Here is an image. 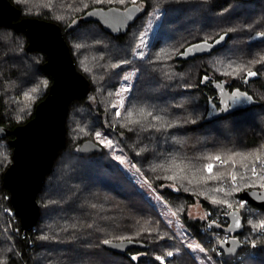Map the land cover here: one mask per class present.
Instances as JSON below:
<instances>
[{"label": "trees", "instance_id": "16d2710c", "mask_svg": "<svg viewBox=\"0 0 264 264\" xmlns=\"http://www.w3.org/2000/svg\"><path fill=\"white\" fill-rule=\"evenodd\" d=\"M11 2L19 8L20 18L37 17L61 26L77 68L91 81L92 90L90 96L70 105L66 143L38 193L40 213L33 229L22 228L10 190L4 185V173L13 161L10 140L14 136L0 137V261L201 264L189 247L191 241H197L204 248L203 257L215 260L212 264H264V228L254 235L250 215L241 210L243 229L229 230L230 210L221 213L227 197L216 194L214 188L230 176L191 184L187 179H168L174 175V171H168L173 162L187 166L183 175L192 179V173L203 170L205 164L217 163L209 157L255 153L260 161L251 157V163L244 162L247 168L240 166L237 157L235 168L230 162L214 168V173L232 171L238 176L234 196L240 197L246 189H264V0ZM133 3H142L147 10L125 33H110L97 21L82 22L67 30L76 18L93 8H126ZM150 24L146 55L137 56V46ZM224 35L225 43L210 54L177 58L192 43L214 42ZM28 43L25 31L0 25V114L1 123L9 129L34 116L37 104L47 96L53 82L43 66L47 55L41 50H27ZM238 66L257 75L246 83V71H233ZM128 70L136 71V75L117 116L113 105L119 88L129 80L125 77ZM214 80H225L229 89L247 91L258 104L213 118L210 105L219 107ZM169 124L172 126L167 127ZM96 133L122 146L124 154L180 218L187 229L184 237L175 234L108 148L103 146L101 152L87 154L79 151L87 139L100 143ZM253 163L257 176L251 172ZM203 174L208 175L206 171ZM251 206L264 219V209ZM194 207L202 215L194 216ZM121 236L143 241L147 248L117 253L103 246L105 240L119 241ZM230 237L238 239L240 245L231 257L221 247V242Z\"/></svg>", "mask_w": 264, "mask_h": 264}, {"label": "water", "instance_id": "95a60500", "mask_svg": "<svg viewBox=\"0 0 264 264\" xmlns=\"http://www.w3.org/2000/svg\"><path fill=\"white\" fill-rule=\"evenodd\" d=\"M145 13L146 7L139 3H133L126 8L96 7L76 18L67 30L77 28L82 22L97 21L110 33L119 34L127 32L129 27ZM0 25L25 31L29 39L27 50L43 51L47 55V61L43 66L53 76L47 96L37 104L34 116L28 122L9 129L1 123L0 114V137L14 136L10 140L14 149L13 161L4 173V185L10 190V199L16 216L20 218L22 228L30 230L36 226L40 213L38 193L46 174L53 167L59 151L66 143L70 105L76 99L90 96L92 84L77 68L69 44L58 23L37 17L20 18L19 8L11 0H0ZM217 40L207 41V44L204 43L205 40L192 43L178 54L177 58L192 59L210 54L225 43L226 36L224 35V39L219 43H216ZM249 78L247 76L246 83ZM212 85L219 97L218 108L210 105L209 114H212L213 118L246 109L251 104H258V101L247 91L239 87L229 89L225 80H214ZM102 150L103 146L92 139L83 141L79 147V151L86 154ZM239 196L258 209H264V189H246ZM227 217L230 221L229 230L238 232L243 229L245 219L239 209L231 210ZM237 220L239 227H236ZM111 241V244L103 243V246L117 253H126L133 248H147V244L143 241ZM224 242H221L222 249L229 257L235 255L240 246L238 239L231 238L227 243Z\"/></svg>", "mask_w": 264, "mask_h": 264}, {"label": "rangeland", "instance_id": "374dc122", "mask_svg": "<svg viewBox=\"0 0 264 264\" xmlns=\"http://www.w3.org/2000/svg\"><path fill=\"white\" fill-rule=\"evenodd\" d=\"M140 4L142 5V3H140ZM151 29H152L151 24L145 29L144 34H143L142 38L140 39V42L137 46V50H136L137 56H141L140 55L141 53H143L142 56L146 55V45L149 41L150 34L152 32ZM119 67H124V65H121ZM135 75H136V71H134V70H128L125 73V77L129 80L122 84V86L119 88V91H118V93H120V95H117V97L115 98L116 113H117V111L120 112L122 107L124 106V103L127 99L129 91L131 89L132 82L135 78ZM125 88H127L129 90L124 91ZM121 102H122V104H121ZM100 139H107V140L112 141L113 146L111 148H109V147H106V148H108V150L111 152L112 155H114L115 157L120 156L121 159H123L125 161L124 163H121L119 160H117L120 163V165L122 166V168L133 178V180L138 185L139 189L143 193H145V195L150 199V201H152L154 203V205L157 207V209L162 213L166 222L172 227L175 234L178 237H184L187 233V229L185 228V226L181 222L180 218L176 214L173 215V213H174L173 210L162 199L160 194L149 184V182L146 180V178L144 177L142 172L137 170V167L124 154V152L122 150V146L119 143H117L113 138H110L109 136H106L104 134H101V136L98 140H100ZM212 163H214V162H212ZM252 175H253V173H252ZM257 175H258V173L256 171V175H253V176H257ZM259 183L261 184V180L258 181V184ZM238 185H239V179L237 176V180L235 182H233L231 180V177H230L228 180H225L222 183H219L217 186H215L214 189L221 188V187L224 189L223 191H214L216 194H222V195H225L227 197V199L225 200V204L222 207L223 210L221 211V213H225L226 211H229V210L231 211L233 209H239L240 211L244 210L246 212V214L250 215V218H249L250 223H253V225H252L253 231L251 230V232L255 231L253 233L255 235V233H257V230L260 228L257 226L264 223V219L261 218L259 212H257L255 209L252 208L250 203L245 202L244 200H242L238 196H234V190L238 188ZM191 213L194 216L202 215V213H197V209L195 207L191 209ZM227 236H228V234H226L224 237H227ZM210 237H211V239L214 240L215 234L213 232H211ZM251 243H254V242H251ZM197 245H199L200 248H203L197 241H191V243L189 244V247L193 251L194 255L197 257L198 261L201 264H212V263H214L215 262L214 259L211 258L210 260L207 261L203 257L202 252H204V251H200L199 248L196 247ZM216 260H218V259L216 258Z\"/></svg>", "mask_w": 264, "mask_h": 264}, {"label": "snow or ice", "instance_id": "6c2138e0", "mask_svg": "<svg viewBox=\"0 0 264 264\" xmlns=\"http://www.w3.org/2000/svg\"><path fill=\"white\" fill-rule=\"evenodd\" d=\"M264 35V34H262ZM224 39V36H221L219 38V40L216 41V43H219L220 40H223ZM205 44H207V41L204 42ZM79 47V46H78ZM198 47V46H197ZM208 47H212V45H208ZM182 54H187V53H182ZM141 56L143 55V53L140 54ZM114 67H119V65H114ZM229 68H231L232 66L229 65L228 66ZM233 71H236V72H240V71H246V74L247 76L249 77H252V76H256L257 73L254 72V71H251L250 69H247L246 67H237L235 69H233ZM46 81L44 82V84L46 85ZM129 89L125 88L124 91H128ZM33 92L36 91V89H32ZM117 95H120V93H117ZM122 104V102H121ZM115 107V105H113ZM144 114V111L143 109L140 110V115H143ZM117 116L120 115V112L117 111L116 113ZM129 117H131L132 113L129 112L128 113ZM147 115L151 116V113L149 112ZM154 119H160L159 117H154ZM131 123H139V121H130ZM172 125H167V127H171ZM161 127H165V125L161 124ZM96 136L97 138L99 139L100 136H101V133H96ZM99 142L105 146V147H109L111 148L113 145H112V141L111 140H107V139H100ZM255 157V161L256 162H259L261 157L259 154H255V153H248V154H241V153H235L233 155H229L225 158H221L220 155H216V156H213V157H209V161H215L217 163H212V162H209L207 164L204 165V168L203 170H200L198 169L196 173H192V179H188V176L186 175H183V173L185 171H187V166H181V165H178V164H175L173 162L172 166L168 169V171H174V175L172 176H169L168 179H172V180H175L177 178H180V179H187L188 180V183H193V181H196L197 183H207L208 181H215V180H222L225 175H228L231 177V180L233 182H235L237 180V175L232 172V171H228V172H225V171H216L214 173V168H220L222 166H225L227 164H229L230 162L232 163V166L233 168L236 167V163H237V160L236 158L237 157H240V166L243 167V168H247L248 167V163H244L245 161H248L249 163H251V157ZM117 160H119L121 163H124L125 161L123 159H121L120 156H116L115 157ZM206 171L208 173V175H204L203 172ZM251 172L253 173V175H256V164L253 163L252 164V167H251ZM197 176L199 177L197 179ZM240 179H244L243 176L240 177ZM262 180H264V177H261ZM262 187H264V185H261ZM224 189L221 187V188H216L214 189V191H223ZM214 203H222V201H217V200H214L213 201ZM175 213H173L174 215ZM240 224H239V221L237 220L236 221V227H239ZM257 227H260V228H264V223L258 225ZM118 239L123 242L124 240H128L129 242L132 241V237H124V236H121V237H118ZM105 244H111L112 241L111 240H105L104 241ZM224 243H227V241H225ZM253 246H255V244H253ZM197 248H199L200 251H204L203 248H200L199 245L196 246ZM172 253L169 252L168 253V256H171ZM133 259H136V257H133ZM158 260H160L161 258L160 257H157ZM0 264H3L2 261H0ZM161 264H163V261L161 262Z\"/></svg>", "mask_w": 264, "mask_h": 264}, {"label": "built area", "instance_id": "2783aa9c", "mask_svg": "<svg viewBox=\"0 0 264 264\" xmlns=\"http://www.w3.org/2000/svg\"><path fill=\"white\" fill-rule=\"evenodd\" d=\"M261 231H262V229L259 228V229L257 230V233H261ZM254 232H255V231H254ZM257 233H255V234H257ZM231 238H233V237H231ZM250 238H251V237H250ZM217 255H218L219 258H221V251H220V249L217 250Z\"/></svg>", "mask_w": 264, "mask_h": 264}, {"label": "bare ground", "instance_id": "6f19581e", "mask_svg": "<svg viewBox=\"0 0 264 264\" xmlns=\"http://www.w3.org/2000/svg\"><path fill=\"white\" fill-rule=\"evenodd\" d=\"M16 6V5H15ZM147 10V9H146ZM20 11V10H19ZM128 31V30H127ZM64 33V32H63ZM125 33V32H124ZM91 82V81H90ZM219 101V100H218ZM212 115V114H211ZM103 146V145H102ZM246 202V201H245ZM230 222V221H229ZM231 238V237H230Z\"/></svg>", "mask_w": 264, "mask_h": 264}]
</instances>
